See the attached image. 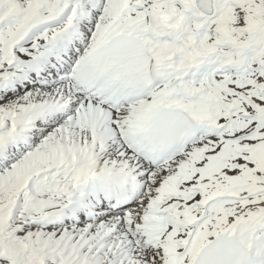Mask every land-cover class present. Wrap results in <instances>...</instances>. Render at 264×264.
Wrapping results in <instances>:
<instances>
[{"label": "snow or ice", "instance_id": "6c2138e0", "mask_svg": "<svg viewBox=\"0 0 264 264\" xmlns=\"http://www.w3.org/2000/svg\"><path fill=\"white\" fill-rule=\"evenodd\" d=\"M0 264H264V0H0Z\"/></svg>", "mask_w": 264, "mask_h": 264}]
</instances>
